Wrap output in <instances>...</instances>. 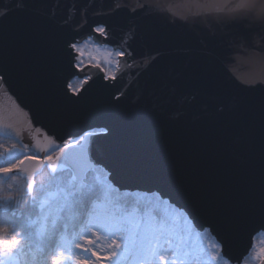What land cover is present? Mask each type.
Returning <instances> with one entry per match:
<instances>
[{"label": "snow or ice", "instance_id": "6c2138e0", "mask_svg": "<svg viewBox=\"0 0 264 264\" xmlns=\"http://www.w3.org/2000/svg\"><path fill=\"white\" fill-rule=\"evenodd\" d=\"M26 4L27 0H19L17 8L24 9ZM122 12L133 18L159 17L186 28H203L214 40H223L229 28H255L250 44L242 35L238 40H225L213 54L220 75L201 79L197 87L214 111L208 113L210 119L204 127L185 132L183 140L188 154L209 158L222 156L229 133L238 136L234 150L240 155L254 160L258 150L259 194H255V172L251 194L246 196L223 189L210 192L202 175L176 165L171 166L174 178L170 173L129 175V160L141 141L127 135L135 121L125 108V90L111 91L115 85L107 81H116L118 74L123 79L127 75L124 69L137 62L141 64V71L135 73L139 79L154 69L162 55H137L134 27L112 42L113 28L95 25L92 32L103 40L93 44L91 52L88 44L95 39L93 35L83 41L65 40L61 55L71 71L63 76L60 87L37 92L38 76L21 56L16 40L26 25L10 21L12 9H3L0 89L7 94L15 84L36 93L37 109L43 110L53 129L51 138L43 137L46 146L37 136L29 149L20 140L14 115L0 117V140L11 142L0 143V264H16L33 248L37 236L42 243L33 253V264H48L49 256L51 264H122L129 257L131 264H220L222 259L232 264L225 253L224 237L253 226L264 231V100L259 130L256 114L247 102L231 103L234 86L246 84L234 69L242 61L264 64V0H112L111 7L97 14L118 16ZM82 17L86 22L83 12ZM52 39L55 43L59 38ZM53 54L50 50L49 56ZM86 67L102 73L99 88ZM258 83L264 87V80ZM255 87L247 84L248 90ZM16 108L23 111L19 105ZM28 113L35 116L30 107L23 114ZM82 121L87 123L79 126ZM70 127L77 130L69 131ZM93 169L106 177L103 185L88 183ZM81 176L84 179L78 181ZM65 177L70 179L64 182ZM118 177L158 178L170 187L150 193L151 198L143 203H133L113 194L120 188ZM54 207L57 216L50 223Z\"/></svg>", "mask_w": 264, "mask_h": 264}, {"label": "water", "instance_id": "95a60500", "mask_svg": "<svg viewBox=\"0 0 264 264\" xmlns=\"http://www.w3.org/2000/svg\"><path fill=\"white\" fill-rule=\"evenodd\" d=\"M18 2L19 0H0V10L12 9L9 20L23 21L26 25L16 40L21 56L38 76L37 92L60 87L63 76L71 71L61 55L65 40L76 38L83 41L89 35L95 37V43L103 40L98 33L92 32L95 25H110L113 28L112 42H116L124 30L134 27L137 40L133 46L137 55L162 53L155 61L154 69L147 75L142 73L139 79L135 76L137 71H141V64L137 62L131 69H124L127 75L123 79L118 74L116 81H107L115 85L111 91L125 90V108L135 121L127 135L133 140L141 141L129 160V175L141 177L170 173V178H174L171 166L176 165L202 175L210 192L223 189L235 196H246L251 194L252 174L255 172V194H259L258 150L254 160L240 155L234 150L239 138L229 133L225 136L226 147L222 156L209 158L207 155L188 154L183 140L185 132L204 127L210 119L208 113L214 111V105L197 87L201 79L209 75H220L213 54L220 50L225 40H238L242 35L250 44L256 34L255 28H246L243 25L229 28L225 30L223 40H214L209 38L206 29L186 28L179 23L172 24L164 18H133L127 12L118 16L97 14L111 7L112 0H27L24 9L17 8ZM82 12L87 17L86 22L83 21ZM65 20L68 21L67 24L64 23ZM53 36L59 38L55 43ZM50 50L54 53L52 56H49ZM234 71L246 84L234 86L235 95L231 103L239 105L241 101L247 102L256 114L259 130L264 87L258 81L264 80V64H248L242 61ZM85 72L97 79L99 88L98 77L102 73L88 67ZM247 84H254L256 87L248 90ZM16 105L23 111L17 112ZM29 107L33 109L35 116L32 113L27 116L23 114ZM9 114H13L19 121L20 140L29 145V149L35 143L33 137L37 136L47 145L43 137H52L53 125L43 110L37 109L36 93L18 88L15 84L7 94L0 89V117ZM83 123L87 121H82L79 126H83ZM68 130L77 129L70 127ZM144 133H148L147 137ZM83 179L82 176L78 177V181ZM117 183L120 186L119 191L131 193L150 194L158 190L168 191L170 187L158 178L118 177ZM263 232L253 226L224 237L225 253L231 258L232 264L244 263L254 248L256 236ZM260 264H264V258Z\"/></svg>", "mask_w": 264, "mask_h": 264}, {"label": "trees", "instance_id": "16d2710c", "mask_svg": "<svg viewBox=\"0 0 264 264\" xmlns=\"http://www.w3.org/2000/svg\"><path fill=\"white\" fill-rule=\"evenodd\" d=\"M0 143H3L5 145H10L11 142L8 141L7 139H4V140H0ZM100 174H101L100 170L92 171L88 176V183L89 184H96V185H103L106 179H103L102 181L99 180L98 177L104 178V175H102V174L100 175ZM43 178H44L45 183H47L48 177H47L46 173H45ZM39 179H41L40 176L37 177V180H39ZM69 179H70V177H65L64 182H67ZM52 190H54V189H52ZM113 194L117 197L127 199L133 203H135V202L143 203L146 199L151 198L150 195L143 194V193H137V192L136 193H129V192L116 191ZM20 210L21 211L24 210L23 205H21ZM56 216H57V213H56V209L54 207V211H52V216L50 218V223H51V220L56 219ZM63 216L66 217L67 213H64ZM35 218H37V217H33V219H35ZM41 243H42V237L37 236V238L34 242L33 248L30 250H27L24 254H22L19 257V260H20L19 263L20 264H33V253L35 252L36 248L40 246ZM248 262H250V258L246 259L245 264ZM48 264H51V256H49ZM122 264H129V260H127V261L122 260ZM220 264H225V261L222 259L220 261Z\"/></svg>", "mask_w": 264, "mask_h": 264}, {"label": "rangeland", "instance_id": "374dc122", "mask_svg": "<svg viewBox=\"0 0 264 264\" xmlns=\"http://www.w3.org/2000/svg\"><path fill=\"white\" fill-rule=\"evenodd\" d=\"M98 179L102 181L103 179H106V177L105 176H104V178L103 177H98ZM39 182H40V179L37 180V185H39ZM51 191H55V189L51 190ZM53 211H54V208H53ZM36 219L37 218H35L33 220H36ZM263 256H264V233H261V234H259L256 237L255 247H254V249L252 250L251 254L248 257V258H250V262H248L246 264H260L261 260L263 259ZM123 260H126V261L129 260V264H131V258L130 257L129 258H125ZM19 262H20V260L18 258V260L16 261V264H18ZM243 264H245V262Z\"/></svg>", "mask_w": 264, "mask_h": 264}, {"label": "flooded vegetation", "instance_id": "af4514ba", "mask_svg": "<svg viewBox=\"0 0 264 264\" xmlns=\"http://www.w3.org/2000/svg\"><path fill=\"white\" fill-rule=\"evenodd\" d=\"M93 44H95V42H93V41H91V42L88 44V51H89V52L93 51ZM75 84H76L77 86H79V85H80V81H79V80L75 81Z\"/></svg>", "mask_w": 264, "mask_h": 264}]
</instances>
